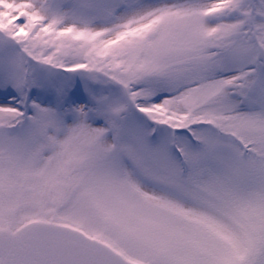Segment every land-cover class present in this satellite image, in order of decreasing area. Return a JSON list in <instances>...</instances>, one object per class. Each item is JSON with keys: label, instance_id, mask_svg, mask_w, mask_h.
Wrapping results in <instances>:
<instances>
[{"label": "snow or ice", "instance_id": "1", "mask_svg": "<svg viewBox=\"0 0 264 264\" xmlns=\"http://www.w3.org/2000/svg\"><path fill=\"white\" fill-rule=\"evenodd\" d=\"M0 264H264V0H0Z\"/></svg>", "mask_w": 264, "mask_h": 264}]
</instances>
